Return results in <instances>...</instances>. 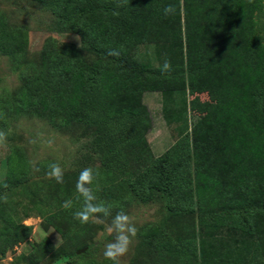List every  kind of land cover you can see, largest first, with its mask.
<instances>
[{"label":"trees","instance_id":"trees-1","mask_svg":"<svg viewBox=\"0 0 264 264\" xmlns=\"http://www.w3.org/2000/svg\"><path fill=\"white\" fill-rule=\"evenodd\" d=\"M39 1L101 59L87 65L71 44L46 45L37 68L23 75L15 106L56 126L100 131L97 203L121 206L128 196H156L168 199L172 216L184 218L176 239L161 230L148 236L153 255L146 264H230V244L240 248L239 260L251 253L247 264H264V44L254 22L255 12L264 17L260 0ZM170 4L175 13L165 17ZM20 32L4 40L16 66L25 46ZM6 35L0 17V38ZM150 43L165 49L169 74L162 75L163 63L137 57V47ZM110 49L120 55H107ZM180 90L229 93L155 157L146 140L151 117L143 94L168 98ZM7 178V188L24 180L21 171ZM56 185L60 207L52 218L72 231L75 219L62 203L77 194L75 187ZM30 230L10 229L0 256ZM46 242L38 245L43 251Z\"/></svg>","mask_w":264,"mask_h":264},{"label":"rangeland","instance_id":"rangeland-1","mask_svg":"<svg viewBox=\"0 0 264 264\" xmlns=\"http://www.w3.org/2000/svg\"><path fill=\"white\" fill-rule=\"evenodd\" d=\"M260 4L264 9V0H260ZM0 17L7 33L3 39L0 38V130L7 133L6 140L0 143V197H7L6 202L0 200V242L7 238L10 229L31 228L24 241L11 245L0 256V264L13 261L16 264H111L102 255L104 245L113 239L106 231V224L90 221L82 225L75 219L72 231L68 228L63 230L64 226L61 230L56 217L52 218L60 207L54 202L59 193L55 180L46 175L49 164H59L64 170V183L72 192L71 187H75L83 168L96 170L101 166L100 131L96 127L78 124L56 126L47 116L35 115L21 108L18 110L14 101L24 86L23 75H30L37 68L46 45L71 44L77 47L87 65L97 62L101 56L86 48L77 33L62 28L57 15L39 0H0ZM254 22L256 35L264 44L261 11L255 12ZM19 30L23 35L19 44L24 40L25 46L19 58L21 66H16L12 55L6 54L4 40L9 33ZM136 54L141 61L154 66L162 64L166 58L165 49L152 43L139 45ZM228 93L226 90L214 95L207 92L191 94L180 90L166 98L158 91L145 92L143 102L151 117L146 140L153 155H161L189 133L193 123ZM11 171L14 174L21 171L24 180L17 187L3 188L4 183H10L7 175ZM95 183L96 180L92 185L93 191L100 188L99 183ZM76 197L77 194L72 193L73 207L69 209L72 214L83 204L82 199L77 200ZM111 206L112 216L122 210L138 229L129 253L122 258L123 264H146V258L153 255L147 248L148 236L155 230H161L176 239L179 224L184 220L181 216L171 215L168 199L156 196L143 199L128 196L121 206L119 203ZM110 221L111 217L106 223ZM223 235L226 236V232ZM45 238L49 242L44 243L43 251L38 245ZM196 242H200L199 237ZM228 249L234 255L230 264H247L251 258V253H247L246 260L241 261L235 254L240 248L230 244Z\"/></svg>","mask_w":264,"mask_h":264},{"label":"clouds","instance_id":"clouds-1","mask_svg":"<svg viewBox=\"0 0 264 264\" xmlns=\"http://www.w3.org/2000/svg\"><path fill=\"white\" fill-rule=\"evenodd\" d=\"M175 7L167 5L163 8V15L165 17L173 15ZM79 39V37H77ZM62 41L61 43H63ZM109 56H119L120 52L116 49H110L107 53ZM160 71L163 74H169L172 71L171 62L165 59L160 66ZM7 138V133L0 130V143H3ZM48 172L46 175L49 179L55 180L58 184L64 183V170L57 164L52 163L48 165ZM39 171V169H36ZM98 173H95L92 167L83 168L75 183V191L78 194L76 199L83 201L82 207L73 214L74 219L78 220L82 225L88 224L90 221L97 224H106V231L112 235L113 239L106 243L102 249V255L105 260L110 261L111 264H123L122 258L125 257L130 250L133 240L137 237L138 229L135 226L132 218L124 211H119L115 216H112V206L104 202L97 203V196L94 194L92 185ZM3 188H7L5 183ZM0 200L6 202L7 197H0ZM73 207L71 199L62 203V208L70 209ZM111 217L110 223H106L107 219Z\"/></svg>","mask_w":264,"mask_h":264}]
</instances>
